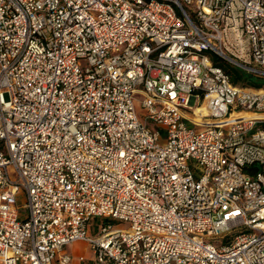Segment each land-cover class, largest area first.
<instances>
[{
    "label": "built area",
    "instance_id": "built-area-1",
    "mask_svg": "<svg viewBox=\"0 0 264 264\" xmlns=\"http://www.w3.org/2000/svg\"><path fill=\"white\" fill-rule=\"evenodd\" d=\"M212 55L264 80V0H0V262L264 264V85Z\"/></svg>",
    "mask_w": 264,
    "mask_h": 264
},
{
    "label": "rangeland",
    "instance_id": "rangeland-1",
    "mask_svg": "<svg viewBox=\"0 0 264 264\" xmlns=\"http://www.w3.org/2000/svg\"><path fill=\"white\" fill-rule=\"evenodd\" d=\"M241 45L244 48V51L246 52V39L245 37L242 35L241 38ZM229 50H227V54L231 55L232 57H234V59H236L237 61H242L243 59H245L246 61H249V58L247 57V55L244 53L243 56H238V51H235V48L232 47H228ZM224 59V58H223ZM227 62L231 63L232 65H235L232 61L225 59ZM236 66V65H235ZM138 99H140L139 96H137ZM135 100V106H136V112L138 117L142 118L143 114H144V110L141 107V104L139 102V100ZM160 143L165 142V140L163 139V135H160V139H159ZM15 175V174H14ZM16 200H17V204L23 205V203L25 202V195L22 189H20L16 195ZM22 211V208H21ZM114 227L116 228H126L127 227V223L123 222V221H116V223L114 224ZM94 231V223L91 222L88 224L87 227V234L88 235H92ZM64 250L68 253H70V255L72 256V263L73 264H93L92 260H93V253L91 251V248L89 246V244H87L84 241H75L72 242L70 244H67L64 246ZM0 264H2L0 262Z\"/></svg>",
    "mask_w": 264,
    "mask_h": 264
},
{
    "label": "trees",
    "instance_id": "trees-1",
    "mask_svg": "<svg viewBox=\"0 0 264 264\" xmlns=\"http://www.w3.org/2000/svg\"><path fill=\"white\" fill-rule=\"evenodd\" d=\"M212 62L216 65L221 66L224 71H226L230 76V81L234 85H241V86H249L259 88L264 85V80L259 79L246 71L242 70L241 68L232 65L231 63L227 62L225 59L218 55H212ZM253 168H259L257 166H248V172H252Z\"/></svg>",
    "mask_w": 264,
    "mask_h": 264
},
{
    "label": "bare ground",
    "instance_id": "bare-ground-1",
    "mask_svg": "<svg viewBox=\"0 0 264 264\" xmlns=\"http://www.w3.org/2000/svg\"><path fill=\"white\" fill-rule=\"evenodd\" d=\"M235 118H236V117H230V118L225 119L223 122H225V123H226V122H230V121L235 120ZM215 123H216V124H221L222 121H220V120H219V121H215Z\"/></svg>",
    "mask_w": 264,
    "mask_h": 264
}]
</instances>
